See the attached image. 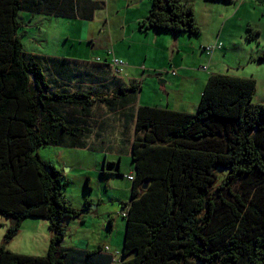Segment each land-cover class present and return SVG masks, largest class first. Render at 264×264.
<instances>
[{"label": "trees", "instance_id": "obj_1", "mask_svg": "<svg viewBox=\"0 0 264 264\" xmlns=\"http://www.w3.org/2000/svg\"><path fill=\"white\" fill-rule=\"evenodd\" d=\"M103 6L100 0H0V216L11 221L0 264H92L101 251L62 246L66 222L81 211L65 200L64 173L38 151L87 148L99 125L94 108L122 109L136 102L137 87L86 88L85 81L95 80L70 59L27 53L19 17L91 20ZM143 25L201 34L194 5L183 0H152ZM259 36L247 30L249 40ZM256 89L254 78L218 73L208 78L195 113L138 108L120 264H264V104L253 102ZM31 218L50 223L45 256L7 248Z\"/></svg>", "mask_w": 264, "mask_h": 264}, {"label": "crops", "instance_id": "obj_2", "mask_svg": "<svg viewBox=\"0 0 264 264\" xmlns=\"http://www.w3.org/2000/svg\"><path fill=\"white\" fill-rule=\"evenodd\" d=\"M183 1L194 5L196 20L201 29V34L198 37L144 27L143 22L146 21L152 9V0H100L104 6L95 13L91 20L64 19L53 15L28 12L20 13V33L22 40L23 37H27V42L23 40L27 53L60 59H68L67 57L74 55L70 58L72 66L84 70L86 75H90L95 80L93 83L85 81L86 88L93 87L104 93H114L120 88L137 87L136 93L132 92L135 93L136 102L113 112L102 105L101 114L98 116L93 112L94 120L99 125L93 129V134L88 141L89 145L85 149L70 151L78 166L82 162L84 152L97 153L99 150L101 153L107 151L132 152L136 111L142 105L195 113L210 75L224 74L213 69L214 65H220L219 54L225 51L223 56H227L229 51L240 49L245 42H255L256 40L247 39L249 28L262 31L264 20L260 17L264 12V0ZM218 18H223L222 22L216 23L215 31H213L214 22ZM228 27L234 33H230L233 40H229L225 36ZM205 34L208 36L205 37ZM220 43L223 44L222 49L208 54L206 50L208 46ZM258 45L261 52H258L259 54L255 58L252 56L249 58L248 54V62L255 63V59L264 56V48L261 44ZM255 50L256 46L253 51ZM98 58L102 61L97 62ZM113 58L125 62L120 75L113 72ZM259 62L264 65V61ZM203 67L207 69H203ZM249 78L256 79L257 83L260 81L255 75ZM45 148H52L51 150L47 149L46 152L49 159L42 157L40 149L41 159L58 167L68 181V174L64 172L63 168L69 166L72 171L78 167L71 163V159H66L67 149L52 146ZM94 156H96L98 167L99 157L98 155ZM117 159H119L118 165L115 164ZM112 160L114 163L110 168L114 171L113 174L119 172L127 184L130 183L128 190L131 197L133 182L128 177L135 172L134 165L133 167L129 166L131 170L128 171L124 166L121 168L123 161L118 154L108 161ZM82 167L81 165L79 168ZM86 171L94 174L98 170L87 169ZM113 174L109 175L110 180H107V183L113 184L112 189H115L117 179H113ZM93 176L95 177V175ZM87 179L90 186V177ZM68 186L65 200L80 210L81 215L66 222L67 235L62 246L84 252L101 249L97 256H94L92 264H120L122 258L115 257V253L122 254L126 227V221L121 216V211L119 212L114 204V212L100 214L98 207L107 205L106 198L88 195L87 199L85 193L80 195L82 201L75 205L67 198ZM106 188L109 190L108 187ZM73 194L76 193L73 192ZM110 197L108 199L112 203H128L130 201L121 202L118 197ZM121 219L124 221V230H122ZM32 220L36 219H26L22 227L38 230L40 223H32ZM48 239L51 240V232ZM114 243H123L122 248L117 250L116 247H113ZM106 247H110V250L106 251Z\"/></svg>", "mask_w": 264, "mask_h": 264}, {"label": "rangeland", "instance_id": "obj_3", "mask_svg": "<svg viewBox=\"0 0 264 264\" xmlns=\"http://www.w3.org/2000/svg\"><path fill=\"white\" fill-rule=\"evenodd\" d=\"M222 19L223 18H220V19L218 18V20L217 19L215 20L213 28H212L213 31H215L216 23L222 22ZM260 19L264 20V12L261 14ZM231 32L232 30L228 27L225 33V36H227L226 38L229 40L230 39L233 40V37L230 34ZM237 32L238 31L236 30V33ZM207 36L208 34H205V37ZM23 40L27 42V37H23ZM258 44H261L262 48H264V25H263L262 31H260V36L257 37L255 42L247 41L243 45H241L240 49L238 48V49L229 51V54L228 55L226 54L227 56H223L225 51H223L222 54L220 53L219 59H218L220 65L219 66L214 65L213 69L215 71L217 70V72L224 73L226 75L229 74L232 76L233 75L242 76V77L244 76L248 78L251 77L252 75L258 76L260 81H258L257 83V89H256L253 102L255 104H264V65L261 64V62H259L261 61L260 60L261 57L258 59H255L254 61L255 63H250L247 60L248 54H249L248 56L249 58L251 56L255 58L256 56H258L259 54L258 52H261L259 50L260 46ZM213 45H210V46H213ZM255 46H256V50L253 51ZM72 57H74V55H70V57H67V58L70 59ZM76 68L80 72L82 73L84 72V70H81L78 67ZM94 109H95L94 114L98 116L99 114H101L102 105L96 106ZM47 149L51 150L52 148L41 149L42 157L45 159L46 158L49 159L46 153ZM65 149H67L66 159H71L72 160L71 163H74L78 167V169H74L72 171H70L71 167L69 166L63 168L64 172L68 174V183H69L68 195H67L68 200L74 203L75 205H77L79 201L80 202L82 201V198L80 197L82 193L86 194L87 199H88V195L89 196L94 195L95 197L102 196V198H106L105 201L107 205L98 207L100 214H105L107 212H114L115 210L114 204L116 205V208L119 210V212L121 211V214H122L123 203H120V202L112 203L108 199V197L110 196H115V198L118 197L121 200V202L124 200H130V191L128 190V186H130V183L127 184V182L123 178V175L117 176L115 174L113 179H117L115 181L117 187H115V189H112L113 184L109 182L107 183V180H110L109 175L114 173V171L110 168L112 167V163L114 162L113 160L112 161H108V160H111V158H114L115 155L118 154V156L121 157L123 161L121 168L122 166H124L125 169H128V171H130L131 168L129 166L133 167V160H132L131 152L120 151L119 153H114L112 151H107V152L101 153L100 150L97 153L84 152V157L82 159V162L78 166L76 159H74V156L72 153H70V151H75V149H79V148H75V149L65 148ZM39 151H38V154H39ZM94 155H98L99 157L100 163L98 167L96 165V156ZM118 161L119 159H117L115 164L118 165ZM81 165L83 167L79 168ZM56 168L58 169V167ZM87 169H97L98 171L93 174L92 172L86 171ZM93 175H95V177ZM131 175H134V172ZM87 177H90V189H87V183H88ZM125 186L127 187L126 189L123 190ZM106 187H108L109 190H112V191L107 190ZM73 192H75L76 194H73ZM36 222L40 223L38 230L35 231L32 229L22 227L20 234H18V236H16L7 245V248L11 250L12 252H15V253L19 252L18 254H26V255H32V256L34 255L35 256H45L48 252L49 244H50L49 243L50 239H48V236L50 233V228H49L50 223L47 220H41V219L32 220V223H36ZM123 222L124 221L122 220L121 222L122 230H124ZM9 226H10V219L0 216V246L4 243V237H5V234ZM122 245L123 243H114L113 247H116L117 250H120V248H122ZM116 256L121 257V254L115 253V257Z\"/></svg>", "mask_w": 264, "mask_h": 264}, {"label": "built area", "instance_id": "obj_4", "mask_svg": "<svg viewBox=\"0 0 264 264\" xmlns=\"http://www.w3.org/2000/svg\"><path fill=\"white\" fill-rule=\"evenodd\" d=\"M223 48V44H214L213 46H208L206 48L208 54H212L214 51L216 50H220ZM97 62H101L102 60L100 58L96 59ZM125 66V62L121 59H118V58H113L112 60V68H113V72L115 74H118L120 75L123 71V67ZM203 69H207L206 67H203ZM128 179L130 181H133L134 180V175H131L128 177ZM123 216H126L125 213H123ZM106 251H109L110 250V247H106L105 248Z\"/></svg>", "mask_w": 264, "mask_h": 264}, {"label": "water", "instance_id": "obj_5", "mask_svg": "<svg viewBox=\"0 0 264 264\" xmlns=\"http://www.w3.org/2000/svg\"><path fill=\"white\" fill-rule=\"evenodd\" d=\"M147 187H148V182L145 183V185H144V189H147Z\"/></svg>", "mask_w": 264, "mask_h": 264}]
</instances>
